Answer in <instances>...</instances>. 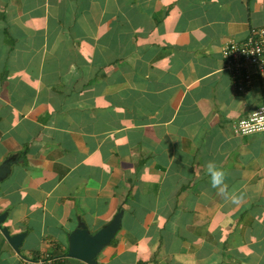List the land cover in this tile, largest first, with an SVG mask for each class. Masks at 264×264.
<instances>
[{
  "label": "crops",
  "instance_id": "1",
  "mask_svg": "<svg viewBox=\"0 0 264 264\" xmlns=\"http://www.w3.org/2000/svg\"><path fill=\"white\" fill-rule=\"evenodd\" d=\"M261 27L264 0H0V215L25 234L0 264H85L70 234L119 212L97 264H264V133H234L264 76L238 94L222 57Z\"/></svg>",
  "mask_w": 264,
  "mask_h": 264
},
{
  "label": "built area",
  "instance_id": "2",
  "mask_svg": "<svg viewBox=\"0 0 264 264\" xmlns=\"http://www.w3.org/2000/svg\"><path fill=\"white\" fill-rule=\"evenodd\" d=\"M224 67L229 72L238 94H246L257 79L264 76V27L252 29L242 41H229L222 49ZM234 133L250 136L264 133V106L255 109L246 119L235 124ZM54 259H42L27 264H53Z\"/></svg>",
  "mask_w": 264,
  "mask_h": 264
},
{
  "label": "water",
  "instance_id": "3",
  "mask_svg": "<svg viewBox=\"0 0 264 264\" xmlns=\"http://www.w3.org/2000/svg\"><path fill=\"white\" fill-rule=\"evenodd\" d=\"M12 162L5 161L0 166V183L11 174ZM6 214L0 215V232L10 247L19 255L25 234L10 235L7 228L3 227ZM122 227V212H119L107 225L92 233L84 223H79L68 239L69 248L67 256L80 260L85 264H97V257L108 247Z\"/></svg>",
  "mask_w": 264,
  "mask_h": 264
},
{
  "label": "clouds",
  "instance_id": "4",
  "mask_svg": "<svg viewBox=\"0 0 264 264\" xmlns=\"http://www.w3.org/2000/svg\"><path fill=\"white\" fill-rule=\"evenodd\" d=\"M207 172L210 176V181L212 186L215 187H220L221 192L224 191L225 185H224V180H225V172L221 169H218L214 164L209 163L207 165ZM233 202L236 203L238 202V198L233 196Z\"/></svg>",
  "mask_w": 264,
  "mask_h": 264
}]
</instances>
